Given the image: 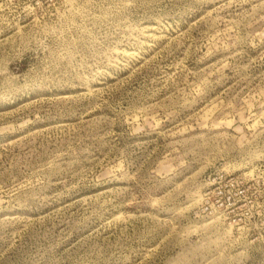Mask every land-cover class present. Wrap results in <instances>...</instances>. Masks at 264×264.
I'll list each match as a JSON object with an SVG mask.
<instances>
[{
    "label": "rangeland",
    "instance_id": "1",
    "mask_svg": "<svg viewBox=\"0 0 264 264\" xmlns=\"http://www.w3.org/2000/svg\"><path fill=\"white\" fill-rule=\"evenodd\" d=\"M0 264H264V0H0Z\"/></svg>",
    "mask_w": 264,
    "mask_h": 264
},
{
    "label": "built area",
    "instance_id": "2",
    "mask_svg": "<svg viewBox=\"0 0 264 264\" xmlns=\"http://www.w3.org/2000/svg\"><path fill=\"white\" fill-rule=\"evenodd\" d=\"M243 190L242 189H240V192H242Z\"/></svg>",
    "mask_w": 264,
    "mask_h": 264
}]
</instances>
